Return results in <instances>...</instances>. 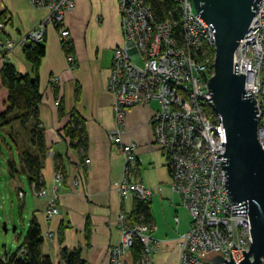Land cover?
Listing matches in <instances>:
<instances>
[{
  "label": "crops",
  "instance_id": "0c3cea01",
  "mask_svg": "<svg viewBox=\"0 0 264 264\" xmlns=\"http://www.w3.org/2000/svg\"><path fill=\"white\" fill-rule=\"evenodd\" d=\"M47 14L28 0H0V22L4 24L0 41L14 44L12 50L0 49V72L4 64H10L21 75L32 74L23 55L25 47L19 44L39 28ZM120 24L117 0H74L73 10L65 13L63 21L74 67L66 61L56 27L46 26L44 38L38 43L45 47L38 69L42 94L38 112L47 148L41 172L46 195L36 196L33 185H29L34 198L30 219L34 217L41 227L42 253L56 264H62V249L80 251L85 264H109V251L121 240L118 220L134 223L131 214L136 198L131 193L121 196L118 191L125 162L119 145L113 143L115 136L124 144L136 146V162L127 172L129 182L152 191L148 200L150 235L158 244L152 264H178L179 241L190 226L188 212L171 189L168 160L154 144L151 119L158 103L130 107L124 112L122 125L116 121L114 95L107 81L113 50L123 44ZM5 99L0 77V110ZM153 102L157 109L152 107ZM72 115L83 121L85 150L74 148V140L65 134ZM3 145L10 159L16 160L13 148ZM25 196H17L23 204ZM51 202L57 209L54 216L47 215ZM122 260L135 264L131 253Z\"/></svg>",
  "mask_w": 264,
  "mask_h": 264
},
{
  "label": "built area",
  "instance_id": "2783aa9c",
  "mask_svg": "<svg viewBox=\"0 0 264 264\" xmlns=\"http://www.w3.org/2000/svg\"><path fill=\"white\" fill-rule=\"evenodd\" d=\"M38 9L48 12L38 29L24 37L19 46H34L44 38L46 26L58 29L61 44L69 33L63 25L66 12L73 10L74 0H28ZM180 12L181 43L173 36L175 23L157 22L145 0H117L123 45L112 53L108 90L114 95L113 111L122 125L124 112L136 105L158 103L151 124L153 140L166 156L171 173V189L180 198L181 206L190 217L188 231L179 241L178 264H212L219 256L234 263L244 259L251 244L249 219L231 215L221 169L224 153V133L218 118L210 119L212 102L207 81L212 75L213 59L205 56L213 48V32L195 12L192 0H176ZM4 24L0 22V33ZM12 50L14 44L0 41V49ZM66 61L74 67L69 54ZM138 63L141 64L138 65ZM237 74H244L245 89L250 91L257 107V141L264 150V0L257 7L250 29L239 42L233 64ZM55 79L52 78V81ZM125 162V171L118 191L121 196L132 194L137 200L148 201L152 191L140 183H130L128 173L136 162V146L113 137ZM128 172V173H127ZM59 180L60 175L56 174ZM34 187V186H33ZM45 197L42 187L35 190ZM19 198L24 193L18 192ZM47 215L57 209L51 202ZM121 240L109 251V264H127L122 257L129 254L135 241L141 245L136 264H152L158 244L150 235L151 227L128 225L118 220ZM236 249H234V247Z\"/></svg>",
  "mask_w": 264,
  "mask_h": 264
},
{
  "label": "water",
  "instance_id": "95a60500",
  "mask_svg": "<svg viewBox=\"0 0 264 264\" xmlns=\"http://www.w3.org/2000/svg\"><path fill=\"white\" fill-rule=\"evenodd\" d=\"M262 0H192L213 32L212 75L207 92L224 133L221 169L231 215L249 219L251 244L238 264H264V150L257 141L258 111L244 74L233 64L239 42L250 29ZM5 227V225H3ZM15 231V228L13 229ZM234 247V245H233ZM234 249H236L234 247ZM212 264H236L216 256Z\"/></svg>",
  "mask_w": 264,
  "mask_h": 264
},
{
  "label": "trees",
  "instance_id": "16d2710c",
  "mask_svg": "<svg viewBox=\"0 0 264 264\" xmlns=\"http://www.w3.org/2000/svg\"><path fill=\"white\" fill-rule=\"evenodd\" d=\"M145 2L157 22L170 20L175 23L172 33L177 42L181 43L180 12L177 1L145 0ZM61 48L66 56L70 54L71 49L68 42L61 44ZM22 51L24 58L31 65L32 74L21 75L10 64H4L0 72L1 85L6 90V99L3 109L0 110V140L9 148H13L17 158L7 160L9 178L22 174L29 185L39 190L43 187L41 172L47 150L38 112L42 99L39 91L38 69L45 55V47L40 44L28 45ZM205 56L212 60L213 48H207ZM208 114L212 120L217 118L212 109ZM64 131L71 140H74V148L85 150L86 136L83 121L77 115L70 117ZM131 216L134 223L129 224L130 226L143 224L150 227L149 201L136 199ZM17 240H20L18 236ZM42 243L41 227L32 217L17 249L13 252H4L3 255L0 254V264H56L50 256L42 253ZM140 251L141 245L135 241L130 251L135 264ZM60 258L62 264H85L78 250L62 249Z\"/></svg>",
  "mask_w": 264,
  "mask_h": 264
},
{
  "label": "rangeland",
  "instance_id": "374dc122",
  "mask_svg": "<svg viewBox=\"0 0 264 264\" xmlns=\"http://www.w3.org/2000/svg\"><path fill=\"white\" fill-rule=\"evenodd\" d=\"M123 45V44H122ZM121 47V46H120ZM117 48V47H116ZM138 65L141 66L140 63ZM157 109V104L152 103ZM7 149L0 142V254L13 252L23 239L30 220V209L34 198L29 192V184L23 176L10 180L7 173V160L9 159ZM145 181V179L143 180ZM19 188V190L16 189ZM24 192L25 203L17 197L18 192ZM5 225V227L3 226ZM15 228L16 231L13 232ZM20 240H17V237Z\"/></svg>",
  "mask_w": 264,
  "mask_h": 264
}]
</instances>
